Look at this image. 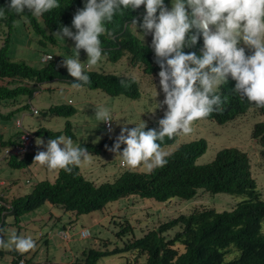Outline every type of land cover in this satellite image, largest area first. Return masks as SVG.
Instances as JSON below:
<instances>
[{
	"label": "trees",
	"instance_id": "1",
	"mask_svg": "<svg viewBox=\"0 0 264 264\" xmlns=\"http://www.w3.org/2000/svg\"><path fill=\"white\" fill-rule=\"evenodd\" d=\"M10 0H0L4 7ZM60 7L40 17L32 16L28 10L20 17L27 20L39 35H44L50 42H55L52 33L61 26L72 27V18L77 9L82 8L84 0H58ZM145 8L126 11L125 15H117L112 24L107 25L112 35H103V55L106 59L117 61L127 55L131 66L139 67L143 72L159 79V65L156 63L153 49L144 44L132 32V21L142 24ZM15 17L8 13V18L0 20V29L9 31ZM72 31H75L72 28ZM39 42L44 43L42 39ZM243 46V45H241ZM203 47V38L193 48H185V53L196 52L198 55ZM52 56L50 53H45ZM246 54L251 50L246 48ZM41 65H31L24 61H15L7 54V37L0 35V106H13L21 96H31L36 86L44 82L58 79L72 84V78L65 67L57 64L53 56L51 60ZM91 78V84L83 87L100 89L109 95H125L137 98L140 94L138 83L131 76L105 71L85 69ZM124 79L130 85L121 87L120 80ZM23 81L33 83V86ZM235 81L230 77L225 85L218 90L226 99L223 112L212 113L206 117L218 123H224L249 109L264 116V108L250 105L247 98L234 94L232 89ZM35 84V85H34ZM7 106V107H9ZM24 106V104H23ZM16 108V107H15ZM19 108V107H18ZM12 110V109H11ZM1 113V119L9 118L14 112ZM16 110V109H15ZM43 115L68 116L75 109L67 103L50 104L44 109ZM158 121L147 123V128H158ZM5 124L4 121H2ZM147 130V129H146ZM20 132V131H19ZM18 132V134H19ZM34 134L45 140L59 135L70 137L75 141L76 136L71 123L66 120L64 127L53 130L39 125ZM18 134L0 132V150L12 146L18 140ZM251 136L260 143V160L264 163V121L253 125ZM175 139L165 137L162 146ZM115 142L105 137L100 143H78L87 148L89 153H99L105 144ZM124 146L125 145H121ZM206 141L203 138L192 139L178 144L171 150L168 163L163 168L151 172L125 169L112 180L96 183L86 178L79 167H74L71 174L57 169L52 181L42 179L35 182L30 191L13 197L9 201L0 198V228L5 224V216L11 215L15 222L21 214L30 212L47 201L51 205L61 207L65 211L87 213L101 209L113 200L130 195L165 201L172 197L185 200L194 198L199 190L210 193L226 192L241 194L243 198L227 210H217L214 207H195L187 213H178L175 217L159 221L152 227H147L140 236L124 241V248L145 255L144 264H264V198L256 188L255 180L250 170V159L247 153L236 146L222 147L214 157L207 162L197 163L196 158L205 150ZM36 151L25 153L22 157L5 156L8 164L25 166L34 160ZM129 224L123 225L116 234L127 231ZM114 249L113 251H115ZM1 251V250H0ZM93 247L82 249L80 264H97L101 254L109 253ZM232 255V256H230ZM22 259L13 257L11 262Z\"/></svg>",
	"mask_w": 264,
	"mask_h": 264
},
{
	"label": "rangeland",
	"instance_id": "2",
	"mask_svg": "<svg viewBox=\"0 0 264 264\" xmlns=\"http://www.w3.org/2000/svg\"><path fill=\"white\" fill-rule=\"evenodd\" d=\"M164 3L171 7V0H164ZM131 29L144 44L151 45V34L143 37V30L139 25H136V28L132 26ZM0 35L3 39L7 37V54L15 61H24L37 66L45 63L41 57L45 53H50L56 63L61 65L64 57L74 55L72 49L75 46L74 41L69 38L61 40L55 37V42L52 43L44 38V35L37 34L27 20L20 16L15 17L9 31L2 27ZM39 39H42L44 43L39 42ZM79 59L82 63L86 62L87 54L84 50H80ZM88 69L133 77L138 83L139 96L130 98L125 95H109L100 89L87 87L74 89L66 82L58 79L50 80L36 86L30 97L21 96L15 105L0 106V111L4 114L11 109V111L14 110L9 118L1 119L5 124L0 121V132L18 134L20 129L15 126V119H21V128L33 133L32 150L37 153L46 150L45 145L48 141L34 134L33 131L39 125L60 130L68 120L76 136L74 144H98L105 137L115 141L120 134L121 126L126 122L130 123L127 127L131 129L143 121L147 124L163 118L166 105L158 107L164 100L159 79L143 72L137 66H131L127 55L117 61H111L102 54L101 61ZM23 82L33 86L32 82ZM61 103L70 104L75 112L68 116L43 115L42 111L47 106ZM97 106L110 109L113 119L111 131H106L104 123L95 119V107ZM33 108L37 109V113H32ZM259 121H264V116L252 108L224 123L204 118L193 123L190 134L178 133L172 142L164 144L162 148L170 152L181 142L203 138L206 141V148L196 158V162L204 163L210 161L220 148L236 146L247 153L256 188L260 196L264 198V163L261 162L259 155L261 145L251 136L253 125ZM37 139H42L44 145L38 146ZM113 145L114 142L107 143L105 147H101L99 153H90L92 162L82 163L79 166L86 178L99 183L112 180L125 169L147 171L142 165L134 169L123 166L119 157H115L113 152L108 151V148ZM123 148L124 146H121L120 150L122 151ZM33 162L34 160L25 166L10 165L3 157V151L0 150V182H3L0 183V193L4 195L5 201L29 192L32 185L39 180L52 181L54 179L57 169L50 170L47 166ZM0 198H2L1 195ZM242 198L241 194L210 193L202 190H199L197 195L189 200L172 197L165 201H158L130 195L109 201L101 209L78 214L65 211L45 201L36 209L21 214L18 222H15L11 215L5 216V224L2 227L4 231L0 233V236L3 235L7 240L8 236L15 232L19 236L31 237L36 241V247L23 254L14 250L0 249V264H7L16 256H20L25 264H80L76 261H80L82 249L89 246L110 251L101 254L96 261L97 264H144L145 255L137 254L136 251L125 249L123 246L124 241L130 239L132 235L140 236L145 228L175 217L178 213H187L195 207L210 206L217 210L230 209ZM127 224L131 228L127 227V231L118 236L116 232ZM261 224L264 226V220ZM82 227L90 231L89 237L79 236V230ZM61 230L65 231L68 239L59 237L58 233ZM114 249L116 250L113 251Z\"/></svg>",
	"mask_w": 264,
	"mask_h": 264
},
{
	"label": "clouds",
	"instance_id": "3",
	"mask_svg": "<svg viewBox=\"0 0 264 264\" xmlns=\"http://www.w3.org/2000/svg\"><path fill=\"white\" fill-rule=\"evenodd\" d=\"M142 5L145 15L139 26L143 37L152 36L150 46L160 68L159 85L164 93L158 107L166 105V111L158 121V128H147L143 121L130 129L127 127L130 123L126 122L108 151L118 156L125 167L134 169L142 165L151 172L168 163L170 153L162 148L165 137L188 135L195 121L223 112L226 99L218 90L229 77L236 82L234 94L246 97L256 108H264V0H171V7L164 0H84L83 7L72 18V27L61 26L52 33L61 40L74 41V55L64 57L61 63L74 78L72 88L91 84L85 67L101 61L100 37L112 35L107 25L117 15L123 16ZM59 7L58 0H10L0 7V20L7 19L8 13L19 17L26 9L32 16L40 17ZM137 23L133 19L135 28ZM201 36L203 47L199 55L185 53L184 49L193 48ZM246 48L251 50L250 55L246 54ZM80 50L86 52V62L80 61ZM120 86L130 85L121 79ZM94 116L97 121L109 124L111 131L113 119L108 107H95ZM36 144L44 145V141L37 139ZM121 145H125L122 151ZM45 147V151L36 153L33 163L50 170L62 169L71 174L74 167L92 162L87 148L64 135L49 139ZM3 231L0 228V233ZM35 247L36 241L31 237L15 232L7 240L0 236V249L23 254Z\"/></svg>",
	"mask_w": 264,
	"mask_h": 264
},
{
	"label": "built area",
	"instance_id": "4",
	"mask_svg": "<svg viewBox=\"0 0 264 264\" xmlns=\"http://www.w3.org/2000/svg\"><path fill=\"white\" fill-rule=\"evenodd\" d=\"M50 56L51 55H49V54H44L41 57V59L44 62V61L49 60ZM32 113H37V109L33 108ZM15 126L20 129V132L18 134V140L12 146L4 148L3 157H5V156L22 157L25 153L31 151L33 148V133L27 129L21 128L22 127V121L19 118L15 119ZM104 127H105L106 131H109V124L104 123ZM58 235L61 239H68V235L65 233L64 230L59 231ZM79 236L82 238L89 237L90 231L87 228L82 227L79 230ZM7 264H25V262L23 259H20V260L16 261V263L10 261Z\"/></svg>",
	"mask_w": 264,
	"mask_h": 264
},
{
	"label": "crops",
	"instance_id": "5",
	"mask_svg": "<svg viewBox=\"0 0 264 264\" xmlns=\"http://www.w3.org/2000/svg\"><path fill=\"white\" fill-rule=\"evenodd\" d=\"M11 134H12V133H11ZM13 134H16V135H17V133H15V132H13ZM0 183H3V182L1 181ZM0 195H1L2 198L4 197V195H2L1 193H0ZM3 199H4V198H3ZM70 226L72 227L73 224L71 223Z\"/></svg>",
	"mask_w": 264,
	"mask_h": 264
}]
</instances>
